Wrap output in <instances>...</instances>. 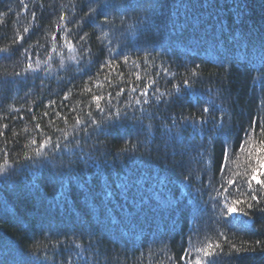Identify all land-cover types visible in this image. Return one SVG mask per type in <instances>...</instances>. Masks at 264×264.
Masks as SVG:
<instances>
[{
	"label": "trees",
	"instance_id": "1",
	"mask_svg": "<svg viewBox=\"0 0 264 264\" xmlns=\"http://www.w3.org/2000/svg\"><path fill=\"white\" fill-rule=\"evenodd\" d=\"M100 2L0 0V264H264V0Z\"/></svg>",
	"mask_w": 264,
	"mask_h": 264
},
{
	"label": "snow or ice",
	"instance_id": "2",
	"mask_svg": "<svg viewBox=\"0 0 264 264\" xmlns=\"http://www.w3.org/2000/svg\"><path fill=\"white\" fill-rule=\"evenodd\" d=\"M98 7H99L101 12H104L106 9H115L117 7V5L115 4L114 0H101V2L98 3ZM96 11H97V8H93V7L89 6L88 15H90V16L94 15L96 13ZM61 19H63V17H61ZM103 23L105 25L111 23L108 15L104 16ZM25 31H27V29H25ZM21 39H23V37H21ZM81 39L83 40L84 37H81ZM0 51H2V50H0ZM124 60H125V62H127L128 57H124ZM108 63H111V61H108ZM28 67L32 71H36V69L32 68L31 64H29ZM16 75H19V74H16ZM88 91H91V89H88ZM65 99H67V97H65ZM103 99H104L103 96L93 95V100L96 102V108L97 109H101L100 101ZM203 111H205V112L208 111V108H204ZM44 115H48V113H44ZM89 115H91V113H89ZM116 115H119V112H117ZM77 123H80V121L78 120ZM93 123H96V122L93 121ZM4 127H7V125H5ZM36 127L39 128V124H37ZM252 131H254V129L250 130L248 133L245 134V137H246V139L244 140L245 144L248 143V138L251 137ZM260 131L262 133H264V127H261ZM32 144H36V140L34 138L32 140ZM51 144H52L51 137L44 138L42 140L40 146L34 150V155L40 156L43 153V149L45 148V146H48ZM241 147L243 148V144L241 145ZM229 148H230V146H229ZM228 151H229V149L226 148L225 154H224V160L225 161H227L229 159ZM6 155H7V153L5 152V156ZM25 156L28 159H32V157L28 156L27 153H25ZM249 156L255 160V165L250 166V172L246 171L244 173V176L246 177L245 183L248 185V188L252 189V182L255 181L256 184L260 185L261 189L264 190V179L260 178L262 175H264V141L260 142V147L254 148V150L252 152H249ZM10 166L11 165H10L9 161L7 159H5L3 164H0V174L6 173V171L8 170V168ZM227 184L229 186H231V185L236 184V181L234 179H228ZM221 188L223 189V191L222 192L217 191V196L223 197L224 208L222 209V211H226L227 215H229V216H232V215L247 216L248 212L246 211V209H252L255 206L253 203L248 202V199L237 198V199H232L230 201L229 196L224 195V193L228 192V188L225 187L224 184H221ZM237 191L239 192V189H237ZM240 194L246 195L244 193H240ZM250 200L255 201L256 205H259L261 203V199H260V197H258L256 195L255 189H252V195L250 197ZM217 202L219 203V201H217ZM242 204L245 205V207H239V205H242ZM260 211L264 212V208L260 209ZM220 235H223V234L221 233ZM256 243L260 244V241H257ZM232 247L235 248V245H232ZM219 248H220V245L218 243L215 246H213V244L209 243L206 245V247L197 248L196 251L203 254L204 260L197 258L195 261V264H205V262H206V264H217L216 257L218 256L219 253L216 251V249H219Z\"/></svg>",
	"mask_w": 264,
	"mask_h": 264
},
{
	"label": "water",
	"instance_id": "3",
	"mask_svg": "<svg viewBox=\"0 0 264 264\" xmlns=\"http://www.w3.org/2000/svg\"><path fill=\"white\" fill-rule=\"evenodd\" d=\"M251 222V220L249 221V223Z\"/></svg>",
	"mask_w": 264,
	"mask_h": 264
}]
</instances>
